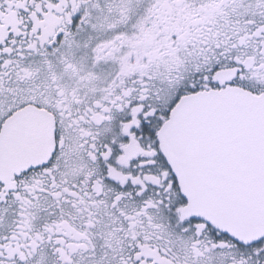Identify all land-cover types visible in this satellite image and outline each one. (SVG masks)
Returning <instances> with one entry per match:
<instances>
[{"label": "snow or ice", "instance_id": "1", "mask_svg": "<svg viewBox=\"0 0 264 264\" xmlns=\"http://www.w3.org/2000/svg\"><path fill=\"white\" fill-rule=\"evenodd\" d=\"M0 264H264V0H0Z\"/></svg>", "mask_w": 264, "mask_h": 264}]
</instances>
